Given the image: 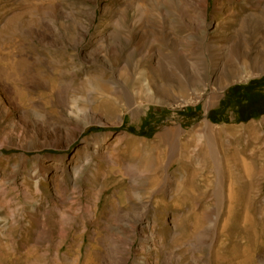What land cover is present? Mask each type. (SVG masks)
Instances as JSON below:
<instances>
[{
  "label": "rangeland",
  "instance_id": "374dc122",
  "mask_svg": "<svg viewBox=\"0 0 264 264\" xmlns=\"http://www.w3.org/2000/svg\"><path fill=\"white\" fill-rule=\"evenodd\" d=\"M155 1L0 0V264H264V74L227 53L263 47L264 0ZM156 58L208 82L187 102L129 82L131 112L106 80Z\"/></svg>",
  "mask_w": 264,
  "mask_h": 264
},
{
  "label": "bare ground",
  "instance_id": "6f19581e",
  "mask_svg": "<svg viewBox=\"0 0 264 264\" xmlns=\"http://www.w3.org/2000/svg\"><path fill=\"white\" fill-rule=\"evenodd\" d=\"M241 1H243V3H246L247 0H241ZM125 5L127 6V4H125ZM134 8H135L136 12L139 13L138 14V17L136 18V20L137 21H140L142 19V12H141L140 6L135 5ZM247 17L254 18L255 15L251 14V15H249ZM181 21L183 22V19ZM202 23H203L202 24L203 25V33L204 34H208L207 31H206V29H205V27H204L205 22H202ZM135 33H136V30H133V31H131L130 34H128L125 37L126 43H131L134 39H136V34ZM106 39L111 40V42H113V41L115 42V40L117 39V36H115V34H112L111 36H107V37H106V35L104 37L101 36L100 37V40H99L101 42L98 44V46H102L103 43L105 41H107ZM262 42H263V45H262L263 47L262 48L264 49V41H262ZM112 44H114V43H112ZM114 45H116V44H114ZM262 48H259L255 52H252L251 51V53H253L252 55L250 54L249 50H245V49H242V50H239L238 49V50H234V51L233 50H229L227 53L229 55H232L236 60L241 61L244 70H246L247 72H248V70H250L248 72L247 76L248 77H251V76H256L257 74H264V52H263V49ZM104 50H105V48H104ZM209 50L211 51V54H212V65H211L212 71H215V70H217V68L220 67L218 69L219 72L213 77L214 78V81L216 82V83L215 82L213 83V86H214V88L215 87L216 88L212 92L213 97L216 98V99H218L220 93L227 87V84H225V85L221 84V81H219V75L220 74H224L226 71H225L224 64L219 66L218 63H217L218 62V58H217L218 56L217 55H219V53H218V50L216 49V47L214 45L213 46L211 45L209 47ZM107 52H109L107 54L108 55V58H105L104 57V60L105 61H104V65L103 66H105L108 69H111L112 70L113 67L116 66V64L119 62V60L121 58V53L122 52H121V50L116 49V48L115 49H112L110 51H107ZM91 54H93V53L91 52ZM148 56L150 57V55H148ZM152 57H153V59L155 58L154 56H152ZM143 58L145 59V57H143ZM149 59H152V58H149ZM138 63H136V64H134L132 66H128L129 70L127 71L128 72L127 73V78H126L127 80H125V81L119 80L117 82L115 80L112 81L111 78L113 76L109 77L110 78L109 80H106V82H108V84L110 85V88H109L110 90L108 92H111V90H112L111 93H116L118 95L119 94L123 95L124 105L127 108H130L131 112L136 113L140 109L138 107H135L134 106V102H133L134 101V96H133L134 94L131 93V92H129V90L127 88V84L129 82L134 84V86H135L134 89L136 90L135 93H137V94H140V93L145 94V96L148 99L157 100L156 102H163V101H165V99L168 100V101H170V102H178V101L187 102V100L192 95H195L196 96V95L199 94V90L197 89V87H195V83L198 82V81L195 82V79H197V78L193 77L192 74H190L187 71V69H185V68L182 67V65L179 66L178 64H176V65H173V67H167L165 64H162V62L159 59H157V58H156L155 61H151V60H150V62L147 61L146 66H144V69L146 71H148L150 74H152V76H153V78L155 80H157V81L160 82L159 85H155V83L153 84V81L151 80V77H149L148 75H146L145 70L142 71V69H141V67H140V65ZM139 69H141L139 71L140 72L139 75L138 76H135L134 71L139 70ZM205 72L206 71L204 70L203 71V74H202L203 75V79H204V80L203 79L201 80L202 81V84H199V82L197 83V84L201 85L203 88L206 86L205 83L208 82V79L206 78V76H208V78H209V75L206 74ZM162 86H165L167 88H170L169 91H170L171 94H167V93L161 92L160 89H161ZM173 88H179L180 90L182 89L183 92H184V95H177V94H175L171 90ZM101 94H103L102 91H101ZM104 94H106V93H104ZM1 106H2V104L0 102V108L2 109V111H4V109H5L6 113L8 114V112H9L8 109H6L5 107L3 109V107H1ZM204 107H205V109H207L210 106H208V104H205ZM76 110H77V112H83L84 115H85V117L87 118V114H86V111L87 110L86 109H85V111H83L81 109L76 108ZM35 113H34V117L36 118V122H38L40 125H45L46 126L48 124V120H46L43 117V115H39V114H35ZM69 113L70 112H68V114ZM73 119H75V118H73ZM93 148H94V146H93ZM97 148H98V146H95V149L93 151L94 154L97 153ZM82 152H84V151H82ZM79 154L80 153H77L76 156H79ZM84 154H85V152L83 153V155ZM81 156H82V154H81ZM44 166H46V165H44ZM71 169H72V172H73V174L75 176L78 173V170L80 168L77 169V167L74 165L73 167H71ZM54 170H55V168H53V167H51V166L48 165V167H46L45 172L42 173V181L39 180L38 182H36V184H37L36 186L40 185L39 184L40 182H43V181L47 180V177L50 174H52ZM33 173H34V175H36V171L33 172ZM180 180H182V177H180ZM178 191H179V189H178ZM143 224H144V221L143 220H138V223H137L138 226H142ZM38 228L40 229L39 232H38L39 233L38 235L39 236L40 235L43 236L45 234L43 225H41V224L39 225L38 224ZM142 240L145 243H147L149 241V237L146 236ZM141 262H143V261H141Z\"/></svg>",
  "mask_w": 264,
  "mask_h": 264
}]
</instances>
